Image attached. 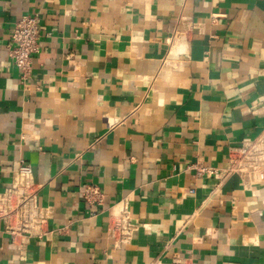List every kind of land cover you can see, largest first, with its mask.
Wrapping results in <instances>:
<instances>
[{
	"label": "crops",
	"instance_id": "crops-1",
	"mask_svg": "<svg viewBox=\"0 0 264 264\" xmlns=\"http://www.w3.org/2000/svg\"><path fill=\"white\" fill-rule=\"evenodd\" d=\"M263 133L264 0H0V193L27 163L48 213L40 235L0 221V264H264V178L196 170Z\"/></svg>",
	"mask_w": 264,
	"mask_h": 264
},
{
	"label": "built area",
	"instance_id": "built-area-1",
	"mask_svg": "<svg viewBox=\"0 0 264 264\" xmlns=\"http://www.w3.org/2000/svg\"><path fill=\"white\" fill-rule=\"evenodd\" d=\"M40 17L26 15L13 29L8 53L14 65L19 70L21 79L26 80L32 69L33 56L40 51L41 38ZM231 166L223 172L205 165H197V173L207 176H224L238 172L247 175H258L264 178V133L255 140L243 143L240 147L231 148ZM83 199L90 206L102 205L104 194L95 185H85ZM125 212V211H124ZM48 219V213L39 204L38 187L35 184L32 167L22 163L15 175L12 185L0 193V221L7 231L16 238L20 235H40ZM123 236H128L132 230V220L126 211L121 219ZM112 236L115 229H110ZM174 264H180L175 261Z\"/></svg>",
	"mask_w": 264,
	"mask_h": 264
}]
</instances>
